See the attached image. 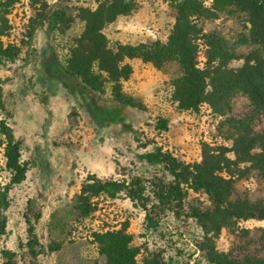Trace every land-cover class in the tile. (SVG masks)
Returning <instances> with one entry per match:
<instances>
[{
	"label": "rangeland",
	"instance_id": "374dc122",
	"mask_svg": "<svg viewBox=\"0 0 264 264\" xmlns=\"http://www.w3.org/2000/svg\"><path fill=\"white\" fill-rule=\"evenodd\" d=\"M102 0H47L59 10L55 27L37 26L30 37L35 11L27 0L9 7L5 17L8 28L0 35V98L9 116L0 110V120L11 128L21 141V157L28 162L26 178L7 192V206L2 210L6 219V232L0 238L4 246L17 253L18 264H93L102 262L92 232L106 226L127 223L132 244L141 252L161 249L185 264H216L203 258L204 254H225L232 264H260L264 259V221L227 217L214 208L203 191L187 189L188 206L199 209L203 220L196 222L165 218L156 230L143 227V213L126 198H98L96 210L82 217L75 210L77 194L88 173L101 178L127 180L139 174L145 178L161 175V167L139 160L137 154L158 144L171 151L179 160L199 162L204 148L229 146L234 136L231 124L224 116L214 113L206 104L196 110L177 107L173 98L174 80L179 75L178 65L166 63L156 68L140 58L129 59L132 74L122 80V88L141 102L145 109H129L126 116L135 132L125 130L120 123L107 126L98 123L88 113L87 103L78 95H71L59 79L48 75L45 60L53 55L63 62L68 49L83 31L82 11L95 9ZM168 3V0H165ZM210 5L212 0H204ZM135 10L119 15L103 31L110 44L165 41L168 32L160 36L150 33L148 9L140 0H133ZM150 6V5H149ZM148 6V7H149ZM141 9V11H140ZM174 10L171 9V13ZM169 24V22L167 23ZM206 32L224 37L236 50L240 65L247 53L264 55V46L250 23L230 9L217 17L201 22ZM11 61L2 55L12 56ZM198 60H204L201 49ZM111 83H106L110 96ZM246 98L233 101L232 118H242ZM168 119L167 130L158 131L156 116ZM263 126V121H254ZM228 131L232 136L229 137ZM0 127V196L10 179L3 155L4 135ZM233 157L232 152L227 153ZM239 195L264 198V183L251 177L235 183ZM31 211L39 218L34 231L40 252L33 256L26 248L28 234L25 214ZM57 247L48 251L50 247ZM142 253V254H143ZM1 260V259H0ZM249 260V261H248Z\"/></svg>",
	"mask_w": 264,
	"mask_h": 264
},
{
	"label": "trees",
	"instance_id": "16d2710c",
	"mask_svg": "<svg viewBox=\"0 0 264 264\" xmlns=\"http://www.w3.org/2000/svg\"><path fill=\"white\" fill-rule=\"evenodd\" d=\"M20 0H0V35L8 28L5 15L10 6ZM35 11L34 23L29 34L37 26L46 24L49 30L56 24L59 10L47 0H27ZM174 10V22L165 41L159 39L150 43L110 44L103 29L117 16L135 10L133 0H102L95 9H84L83 31L68 49V54L60 62L53 51L45 60L48 75L58 78L61 85L71 95H78L86 101L88 113L98 123L113 125L119 122L125 130L135 132L129 121L118 118L126 116L129 109L144 110V105L122 88V80L132 73L129 59L140 58L149 61L156 68L166 63H176L179 75L174 80L173 98L177 107L196 110L206 104L219 116H224L231 124L232 134L229 146L206 147L199 162L179 160L167 148L153 144L137 154L139 160L149 165L160 166L162 174L151 179L139 174L128 180L121 178H101L88 173L83 179L75 210L82 217L96 210L98 198H126L133 207L143 213V227L156 230L168 216L175 220L196 222L203 220V213L188 206L187 189L203 191L214 208L227 217L236 219H259L264 221V198L261 196L239 195L235 183L239 179L251 177L264 183V124L257 126L254 121L264 123V55L247 53L240 65H232L240 59L236 50L224 37L206 32L201 24L205 19L217 17L221 11L230 9L250 23L251 30L258 34L264 46V0H212L207 5L204 0H168ZM203 50L204 60L198 55ZM15 55L4 56L13 61ZM111 83L110 96L106 94V83ZM245 97L247 102L242 118L235 120L233 101ZM0 110L9 112L0 98ZM155 129L167 130L168 119L155 117ZM0 127L4 135L3 155L10 179L0 196V238L6 232V219L2 210L7 206V192L15 184L26 178L28 162L21 157V141L14 137L11 128L3 119ZM232 152L233 157L228 156ZM31 211L25 214L28 234L27 251L36 256L40 252L35 234ZM34 220L39 218L35 214ZM92 241L97 246L102 262L93 264H185L171 256H165L161 249L141 252L132 244V236L127 231V223L120 226L93 230ZM57 247H50L48 251ZM143 253V254H142ZM203 258L210 263L232 264L225 254L211 252ZM0 264H18L17 253L4 246L0 247ZM255 264L254 258L251 259ZM249 261V260H248ZM256 261V262H255ZM264 264V259L259 260Z\"/></svg>",
	"mask_w": 264,
	"mask_h": 264
},
{
	"label": "crops",
	"instance_id": "0c3cea01",
	"mask_svg": "<svg viewBox=\"0 0 264 264\" xmlns=\"http://www.w3.org/2000/svg\"><path fill=\"white\" fill-rule=\"evenodd\" d=\"M140 3L143 5L142 8L146 9L147 7L149 10L147 17L150 19V33L153 36H160L165 31L169 34L174 22V14L171 13L172 8L169 4L165 0H140ZM168 22L169 24H167Z\"/></svg>",
	"mask_w": 264,
	"mask_h": 264
}]
</instances>
